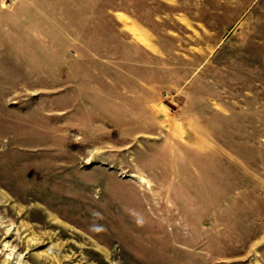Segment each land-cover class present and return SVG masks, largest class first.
Here are the masks:
<instances>
[{"label": "rangeland", "instance_id": "1", "mask_svg": "<svg viewBox=\"0 0 264 264\" xmlns=\"http://www.w3.org/2000/svg\"><path fill=\"white\" fill-rule=\"evenodd\" d=\"M0 264H264V0H0Z\"/></svg>", "mask_w": 264, "mask_h": 264}]
</instances>
